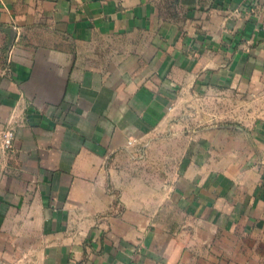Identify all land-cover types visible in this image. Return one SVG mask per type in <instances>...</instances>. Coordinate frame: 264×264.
I'll use <instances>...</instances> for the list:
<instances>
[{"label": "crops", "instance_id": "0c3cea01", "mask_svg": "<svg viewBox=\"0 0 264 264\" xmlns=\"http://www.w3.org/2000/svg\"><path fill=\"white\" fill-rule=\"evenodd\" d=\"M7 127L0 263L264 264V0H0Z\"/></svg>", "mask_w": 264, "mask_h": 264}, {"label": "rangeland", "instance_id": "374dc122", "mask_svg": "<svg viewBox=\"0 0 264 264\" xmlns=\"http://www.w3.org/2000/svg\"><path fill=\"white\" fill-rule=\"evenodd\" d=\"M25 42H26V40H25ZM36 43H37V41L35 43H32V45L34 46V45H36ZM43 43H47V44H49V45H51L52 47H55V48H58V47L61 48L63 46L64 47H70L72 45V43L69 40L61 39L59 41V38L56 37V36L53 37V38H49V41H46V40L43 41ZM8 44L6 42H4L3 50H7L8 49ZM28 44L31 45V43H29V42H28ZM203 107L204 106H202L200 103H198V104H195L193 106H188V107H185L184 109L180 110V113L182 114V118H181L182 120L180 119L177 122V127L180 129L182 134L186 133V131H183V130H191L192 131V130H196V129L202 128L203 126L209 125L211 123H215V124L224 123V121L222 122V121H214V120L213 121L205 120L204 117L201 115L202 111H203ZM227 107H229V105ZM208 108H209L208 110H210L211 112H214L216 114L219 112V109L222 111V107H220L218 105L217 101H215V100L210 103ZM229 109H231V108H229ZM146 153L144 154V153L141 152L140 155L144 156V157H146V155H147V159H150V160H152L153 157L155 158V154H152V153L151 154H149V153L146 154ZM179 155L181 156V154H179ZM179 155H178L177 159L180 157ZM139 159L140 160H144L143 157H140V158L138 157L137 160H139ZM165 160L166 159H163L162 167L160 169H155L156 172L154 174L160 175V172H162L163 175H166L165 173L170 171L171 168H169L166 165V161ZM172 171H175V170H172ZM178 218H179V216H178ZM0 264H4V263L1 262Z\"/></svg>", "mask_w": 264, "mask_h": 264}, {"label": "built area", "instance_id": "2783aa9c", "mask_svg": "<svg viewBox=\"0 0 264 264\" xmlns=\"http://www.w3.org/2000/svg\"><path fill=\"white\" fill-rule=\"evenodd\" d=\"M15 138V130L12 127H7L0 131V144L4 149H10L13 146ZM134 140H129L128 144H131Z\"/></svg>", "mask_w": 264, "mask_h": 264}]
</instances>
